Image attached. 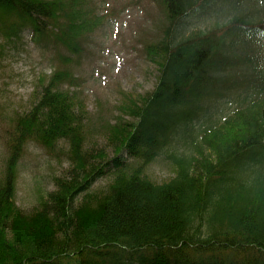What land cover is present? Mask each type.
Instances as JSON below:
<instances>
[{
	"label": "trees",
	"instance_id": "16d2710c",
	"mask_svg": "<svg viewBox=\"0 0 264 264\" xmlns=\"http://www.w3.org/2000/svg\"><path fill=\"white\" fill-rule=\"evenodd\" d=\"M88 1L0 0V38L28 29L61 62L38 76L8 130L0 264H264V0H158L167 21L145 45L156 84L123 101L132 118L110 125L112 157L86 146L87 112L71 89L107 17ZM30 140L67 141L71 167L27 213L16 184ZM163 152L174 175L157 182L146 168ZM111 166L108 188L94 192Z\"/></svg>",
	"mask_w": 264,
	"mask_h": 264
},
{
	"label": "rangeland",
	"instance_id": "374dc122",
	"mask_svg": "<svg viewBox=\"0 0 264 264\" xmlns=\"http://www.w3.org/2000/svg\"><path fill=\"white\" fill-rule=\"evenodd\" d=\"M96 13L107 14L104 21L88 34L81 62L74 64L80 83L77 90L86 113V146L115 155L109 127L120 118L131 119L121 105L152 90L156 84L158 64L145 51L148 42L162 34L167 17L158 0H90ZM196 27L197 24L191 25ZM4 42V43H3ZM0 177L8 155V130L19 114L31 108L37 79L61 64L54 48H44L31 40L28 29L21 39L0 38ZM188 145V144H187ZM187 151L189 148L187 147ZM189 146V145H188ZM185 150V146H179ZM69 144L60 141L54 150L27 142L18 164L16 202L27 213L39 205V196L56 189L55 178L71 167ZM179 149V150H180ZM124 156L129 162L135 159ZM154 181L163 182L174 175V163L166 152L158 155L146 168ZM115 176V167L97 178L94 192H104Z\"/></svg>",
	"mask_w": 264,
	"mask_h": 264
}]
</instances>
